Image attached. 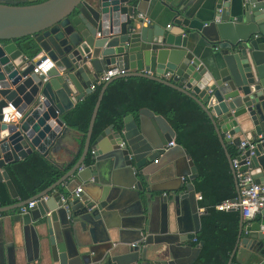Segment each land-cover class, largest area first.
I'll return each mask as SVG.
<instances>
[{
    "label": "water",
    "instance_id": "obj_1",
    "mask_svg": "<svg viewBox=\"0 0 264 264\" xmlns=\"http://www.w3.org/2000/svg\"><path fill=\"white\" fill-rule=\"evenodd\" d=\"M183 3H165L171 18L167 27L141 26L133 19L138 9L132 0L0 3V183L12 200L17 199V193L5 167L33 152L47 157L66 128L62 115L92 94L90 87L99 76L112 65L128 72L101 86L82 153L72 169L37 196L0 208L2 214L35 202L29 213L18 214L13 221L21 225L24 234L44 226L47 253L53 263L160 264L148 254H157L158 247L164 245L168 260L191 264L203 245H192L204 213L198 212L192 183L197 169L186 151L174 146L185 156L188 166L186 175H176H189L191 183L180 186L184 191L152 196L156 191L138 178L147 179L148 165L165 154V147L175 139L174 130L163 117L140 109L136 117L125 116L121 131L110 125L90 143L100 101L116 79L142 77L189 97L210 119L224 150L227 142L237 147L239 138L233 136L246 131L245 138L256 143L251 157L253 179L264 186V142L259 141L264 139V0H243L233 11L229 10L228 0L218 1L216 10L221 8V13L216 12L209 23L191 17L189 7L184 8ZM25 36H32L39 48L30 61L12 42ZM206 46L214 55L202 62L196 49L201 51ZM47 58L54 67L46 78L33 76V68ZM165 75L172 79H164ZM9 104L23 116L16 126L1 124L2 109ZM89 149L94 163L81 169ZM225 153L234 176L231 157ZM73 175L87 183L90 191H81L72 199L55 192L63 185L67 187ZM234 184L238 192L235 176ZM141 192L147 194L146 207ZM153 204L158 205V219L151 215ZM113 212L122 219L116 229L120 236V230H130L136 239L122 254L108 253L99 262L84 263L82 239L88 235L94 242L97 234L109 230L106 220ZM170 212L175 218L174 230L168 225ZM103 241L108 242V236ZM245 241L250 242L251 250L254 248L248 264H264V225L253 222L246 226L242 218L228 264ZM0 246L1 264H15L14 246Z\"/></svg>",
    "mask_w": 264,
    "mask_h": 264
},
{
    "label": "trees",
    "instance_id": "obj_2",
    "mask_svg": "<svg viewBox=\"0 0 264 264\" xmlns=\"http://www.w3.org/2000/svg\"><path fill=\"white\" fill-rule=\"evenodd\" d=\"M44 1L47 0H6L4 3L29 5ZM12 42L29 60L39 53L32 36ZM100 88L101 86L92 94L86 95L62 115L65 125L81 135L80 154ZM143 108L168 122L176 134L174 142L186 151L197 169V177L192 183L196 193L202 197L199 207L204 214L200 218V230L192 245L196 247L201 242L203 245L198 257L191 264H228L236 244L241 216L238 211H217L215 206L225 200L237 198L234 176L225 153L233 159L237 155L236 146L227 142L225 150L223 149L210 119L192 99L171 87L142 77L120 78L108 85L100 101L90 143L110 125L116 131H121L125 116L132 114L136 117ZM93 163L92 150L89 149L84 166L90 167ZM5 171L16 190L17 199L12 200L5 185L0 183V208L37 196L64 174L48 157H43L38 152H33L22 161L8 164ZM56 190L59 191L60 187ZM18 211L19 209L11 212ZM4 214L8 212L2 213ZM259 218L261 217H257L255 221ZM231 261V264H236L235 256Z\"/></svg>",
    "mask_w": 264,
    "mask_h": 264
},
{
    "label": "crops",
    "instance_id": "obj_3",
    "mask_svg": "<svg viewBox=\"0 0 264 264\" xmlns=\"http://www.w3.org/2000/svg\"><path fill=\"white\" fill-rule=\"evenodd\" d=\"M5 1L6 0H0V3H4ZM19 1L35 2L36 0ZM168 1L170 0H139L132 2L133 5L138 9L137 13H142L148 18H150L152 21V25L167 27L170 24L171 20L170 14L167 12V8L165 7V3H167ZM242 1L243 0H228V2L230 3L229 10L233 11L239 9ZM217 2L218 0H184L183 7H189V11H191V17L199 19L204 23H209L213 20L214 15L216 13ZM195 43V41L192 42V46H195ZM201 49V51H198L197 47L196 53L198 54L197 56H199L202 62H204L206 58H208V56L212 57V55H214L213 50H211L207 46L202 47ZM169 79L171 80L172 77L169 76ZM244 132L246 131H242L241 133L234 135L233 138H239V140L245 138ZM80 139L81 135L78 132L69 129L66 126V128L63 130L61 137L49 150L47 157L50 159L51 162H53V164L57 168L63 171V173L70 171L79 159L81 155ZM165 150H167L165 154L160 156L159 159L155 161V163H148L149 165L146 169L148 177L146 180H143L142 176H138V178L141 179L145 186L149 187L153 191H156L152 193V196H161L163 194L172 196L174 194L184 191V188H181L180 186L183 183H186L182 182L181 177L186 175V173L188 172V166L186 164L185 156L180 150L176 149L175 147L165 148ZM83 168H86V166H83ZM180 174L183 175L181 177L176 176ZM67 182V187L63 185L60 187L59 191L56 190L55 192H61L65 195H69L77 188H81L82 192L86 189H88L89 191L91 189L88 187L87 183L82 182L80 178L77 177V175H73L72 177H70ZM174 189L178 190L173 191ZM53 193L49 194V196ZM145 195H147L145 192L140 193L142 201L144 200ZM144 203V206L146 207L147 203L145 200ZM151 210V215L155 219H158V205H151ZM16 215H18V212L9 211L8 214H4L1 219L2 229L0 230V245L8 244L9 246H14V263L58 264L53 263L47 253V237L44 226L35 227L33 231L28 230L24 234L21 225L13 221V217H15ZM168 218V225L170 226L171 230H174L173 227L175 224V218L172 212H170ZM184 218H186L185 212ZM121 222V217L116 212H113L112 215L106 220V225L109 230L97 234L94 238V242H92L91 238L88 235L84 239H82V244L85 245V247L81 249L80 252L84 254L82 258L84 263L99 262L108 253L112 255L122 254L128 249L129 246H131V242L135 240L136 237L132 234L133 232L130 230L125 232H123L124 230H120V236L118 230L116 229L120 227ZM187 222L188 223H186V226L189 227V221ZM243 222L246 226L248 225L245 221ZM253 222H257L261 225H264V218L261 217L258 221L254 220L249 224ZM107 236L109 238V241H103L107 238ZM242 237L246 238L245 235ZM120 238L123 240L121 243L119 241ZM1 247L2 246H0V251ZM158 248L159 252H157V254L150 252L148 254V257L151 260H158L160 264H174L172 261L168 260V254L165 249V246H159ZM253 249L251 250L250 242L248 243L247 241H245L244 243L240 244L235 254V263L248 264V259L253 253ZM1 262L2 260L0 257V264Z\"/></svg>",
    "mask_w": 264,
    "mask_h": 264
},
{
    "label": "built area",
    "instance_id": "obj_4",
    "mask_svg": "<svg viewBox=\"0 0 264 264\" xmlns=\"http://www.w3.org/2000/svg\"><path fill=\"white\" fill-rule=\"evenodd\" d=\"M139 1V0H132ZM223 1V0H218ZM248 1V0H245ZM217 14L221 13V8L216 10ZM133 19L140 21L143 26L152 25L150 18L145 16L142 13H137L133 16ZM215 23H218L219 20H215ZM27 61H30L26 58ZM54 67L52 61L47 58L46 61L41 63L38 66H35L32 70V75L39 77L43 76L46 78L47 72ZM128 72L119 69L117 66L112 65L108 67L105 73H102L98 80L90 87V90L93 92L96 89L105 83H108L112 78L118 76H124ZM166 80H169V75L163 77ZM2 120L1 124L5 125H18L22 120L23 116L18 110L9 104L6 108L2 109ZM226 138H230L229 135H225ZM260 142H264V139L259 138ZM176 144L172 141L165 148L174 147ZM256 143L254 141L247 140L246 138L239 140V145L237 148V155L231 159V168L234 172L235 180L237 182V198L232 200H225L215 206V209L220 212L227 211H238L243 221L249 225L250 222L254 221L257 217H261V212L264 210V186L261 184H256L253 179V174L251 170V157L254 155V150ZM238 150L240 152H238ZM246 152L248 155L246 156ZM245 168L244 170L242 168ZM83 166L81 167V169ZM182 182L191 183L189 175L181 178ZM81 192V188H77L71 194L68 195L67 199H72L76 197L77 194ZM202 200L200 194L195 193V201L199 203ZM35 202H30L26 206L19 208L18 214L24 215L29 213V210L34 206ZM199 214L203 213V209H198ZM3 215L0 213V219ZM195 239L192 241L194 242Z\"/></svg>",
    "mask_w": 264,
    "mask_h": 264
}]
</instances>
